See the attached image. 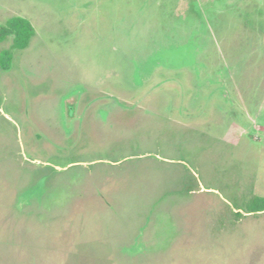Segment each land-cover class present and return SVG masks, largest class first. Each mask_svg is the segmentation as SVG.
<instances>
[{
	"label": "rangeland",
	"instance_id": "obj_1",
	"mask_svg": "<svg viewBox=\"0 0 264 264\" xmlns=\"http://www.w3.org/2000/svg\"><path fill=\"white\" fill-rule=\"evenodd\" d=\"M15 16L36 33L0 64V264H264V0Z\"/></svg>",
	"mask_w": 264,
	"mask_h": 264
},
{
	"label": "trees",
	"instance_id": "obj_2",
	"mask_svg": "<svg viewBox=\"0 0 264 264\" xmlns=\"http://www.w3.org/2000/svg\"><path fill=\"white\" fill-rule=\"evenodd\" d=\"M35 27L32 22L24 17L15 16L10 18L6 24H0V43L9 36H13V43L9 49H5L0 54V64L4 69H10L14 57V49H25L30 44L35 35ZM250 205L252 212L264 213V198H255Z\"/></svg>",
	"mask_w": 264,
	"mask_h": 264
}]
</instances>
